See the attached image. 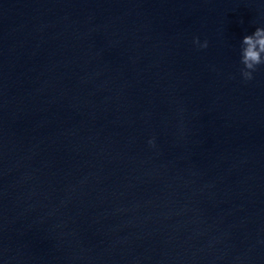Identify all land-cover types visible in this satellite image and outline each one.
Returning a JSON list of instances; mask_svg holds the SVG:
<instances>
[{"label": "water", "instance_id": "water-1", "mask_svg": "<svg viewBox=\"0 0 264 264\" xmlns=\"http://www.w3.org/2000/svg\"><path fill=\"white\" fill-rule=\"evenodd\" d=\"M256 26L264 0H0V264H264Z\"/></svg>", "mask_w": 264, "mask_h": 264}, {"label": "clouds", "instance_id": "clouds-1", "mask_svg": "<svg viewBox=\"0 0 264 264\" xmlns=\"http://www.w3.org/2000/svg\"><path fill=\"white\" fill-rule=\"evenodd\" d=\"M192 43L198 49L208 47L207 39L201 41L194 37ZM260 66H264V26H256L251 33L243 35L238 48V69L242 80H252ZM147 143L154 146V138L149 137Z\"/></svg>", "mask_w": 264, "mask_h": 264}]
</instances>
